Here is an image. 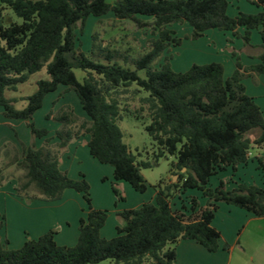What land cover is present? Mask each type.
<instances>
[{
  "label": "trees",
  "instance_id": "obj_1",
  "mask_svg": "<svg viewBox=\"0 0 264 264\" xmlns=\"http://www.w3.org/2000/svg\"><path fill=\"white\" fill-rule=\"evenodd\" d=\"M248 1L259 10L231 16L227 12L229 0H0L2 115L25 120L32 138H43L40 146L34 141L23 145L20 157L11 143L0 149L7 159L4 168L13 165L21 171L14 193L28 202L53 201L60 199L65 189H73L87 205L74 245L58 244L55 230L27 238L18 248L8 247L0 237V264H96L106 259L111 264H175L176 244L182 239H194L211 252L218 249L220 232L211 221L219 202L264 217L263 187L238 183L227 188L223 178L215 186L209 183L212 176L226 169L234 173L238 165L247 162L252 150H264V114L242 82L252 73H264V0ZM6 7L21 21L4 24L2 10ZM108 13L131 20L139 28H150L153 37L136 58L130 57L132 48L115 47L99 38L97 31L91 34L89 53L76 45V28L81 33L88 17ZM174 23H186L191 39L209 29L230 31L246 48L258 47V62L244 66L231 49L235 69L227 77L220 62L193 63L185 71H175L166 59L156 67V60L169 45L182 42L170 28ZM253 29L260 35L257 47L250 45ZM129 63L134 68L127 66ZM42 68L47 78L36 80L35 90L22 97L25 105L16 108V99L6 96L5 91H16L19 83ZM75 68L85 72L81 82ZM138 70H144V77ZM132 84L136 85L133 93H147L133 112L141 117L137 113L145 110L150 119L144 130L156 146L154 162L174 156L170 173L176 179L155 184L153 201L117 212L122 222L113 237L105 238L100 229L107 211L91 205L89 183L82 174L71 178L60 169V155L73 138L88 134L90 155L113 168V193L123 198L115 187L120 180L144 192L147 186L141 168L151 163L137 159L123 142L118 125L122 119L119 97ZM60 85L76 94L87 117H78L69 105L45 115L59 123L54 133L57 141L51 143L48 129L35 126L32 115L45 95ZM256 161L258 169L264 171V157L256 156ZM2 172L0 168V185L6 179ZM189 189L197 190L205 198L204 204L197 195H190L189 207L181 203L180 209H174L173 199H181ZM3 219L1 216L0 228Z\"/></svg>",
  "mask_w": 264,
  "mask_h": 264
},
{
  "label": "rangeland",
  "instance_id": "obj_2",
  "mask_svg": "<svg viewBox=\"0 0 264 264\" xmlns=\"http://www.w3.org/2000/svg\"><path fill=\"white\" fill-rule=\"evenodd\" d=\"M106 1L108 3H113L116 0ZM232 1L233 5L230 9L236 12V0ZM239 4L245 6L251 3L248 0H239ZM2 16L4 24H7L10 20L16 22L21 21V19L7 7L2 10ZM139 17L145 19V17ZM170 28L175 31L174 36L181 38L182 42L178 46L169 45L156 60L154 64L156 67L167 59L173 70L185 71L193 63H209L215 59L217 54L218 57H222L224 51L225 53H231L229 48H225V46L219 47L218 43L216 46L215 43L209 42V36H201L197 39L187 37L190 34L191 28L186 23H174ZM94 31L99 33V38L113 43L115 47L120 45L123 50L127 47L132 48L129 51L132 59L136 58L147 48L148 39L153 37L150 28H139L133 21L128 19H117L112 13L98 18L90 16L87 18L81 33L78 28L75 30L76 45L86 53H89L91 34ZM227 64L228 61H225V68L228 70ZM127 66L134 68L132 63L127 64ZM137 72L140 77H144V70H138ZM74 73L78 81L81 82L85 72L75 68ZM41 78H47L44 68L30 74L26 82L19 83L16 91L6 90L5 94L8 97H14L16 99L14 106L16 108H21L25 105V100L22 99V97L31 94L36 88L35 81ZM134 88H136V85L132 84L129 90L119 97V101H121L119 106L122 119L118 121V125L123 134V142L127 144L133 154L137 155V159L148 160L151 163L150 167L141 168V173L147 186L145 192L134 191L127 182L120 180L115 183V187L123 198L119 199L113 193L112 185L115 181L112 175V168L107 164H102L94 160L90 156L87 145L84 143V138L89 137L88 134H82L78 138L72 139L73 141L78 140V149L76 153L73 151L67 152L66 148L62 151V153H65V151L68 153L65 155V165L67 167L70 163V172L74 174L76 178H79L80 174H82L89 183L91 205L95 208L99 207L107 211L105 222L107 230L110 228L113 229L115 224H121L122 222L121 218L117 216L115 208L123 209L130 206L134 200L133 195L135 194L147 197L148 194L154 190L153 186L160 180L171 178L170 165L174 160V156L167 155L166 157H160L156 163L154 162L153 153L156 150V146L144 130V126L149 123L150 119L146 115L147 113L145 110L141 111L139 114L137 113V115L141 117H135L133 112L141 105L140 97L145 96L147 93L140 90L135 94L132 92ZM65 105L71 106L78 117L83 119L87 117L76 94L72 90H67L65 86L60 85L55 91L45 95L41 107L32 115V122L37 127H45L47 129L52 123H57L59 125L58 122L54 121L52 118H46L45 115L54 113ZM0 109L2 110L1 107ZM2 116L0 112V149H3L5 144H15V142H17L22 149L23 145L28 146L32 141H39L40 138H32L30 129L25 120L20 121V119L13 118L5 120ZM20 123H22V126H20ZM49 132H51L52 135L48 137L51 138L50 142H52V139L55 137V131L48 130V134ZM42 142L39 145H41ZM254 152L256 151L254 150ZM62 153L60 156H62ZM137 153H139V155ZM1 156L2 153L0 152V157ZM90 159H93V162H91L92 160ZM250 164H252V162H250ZM3 167L4 166L0 163L1 170L5 171L6 169ZM245 171V174L249 178L252 177L254 180L256 179V172L248 168L245 169ZM8 172L6 170V174H8ZM15 172L16 174L10 172L8 174L9 177H6V179L13 178L17 183V175H20L21 171ZM232 174L229 168L220 172L218 175L212 176L209 183L211 186H215L218 182V178H223L225 180L226 178H230ZM174 179H176V176H174ZM5 180L2 181L0 185V218L1 216L4 218V224L0 228V237L2 241L5 242L6 240L7 246L10 248H18L27 238H36L42 232L45 233L49 230H55L56 233L54 236L61 242L60 237H58L59 231H61V229L65 231L70 229L68 226V219L70 218L72 220V212L77 205L76 202L73 199H68V196H64V199L61 201H59V199L53 201L35 199L28 202L14 193L16 197L22 200V206L20 200L13 197L11 198V196L8 195L11 189H9L10 186L4 183ZM234 180H236V171L234 172ZM73 192L78 195L84 208H87L81 193ZM190 195H197L198 199L204 203L205 198L202 197L197 190L189 189L186 194L182 195L181 199H173V208L180 209L182 207L181 203L189 207ZM59 203H62V206H58ZM77 207H79V205H77ZM241 211L242 213H246V210L242 208ZM214 224L222 229L225 237L232 238L233 236V238L237 239H235L236 243H234V240L229 241L228 246H224V248L221 249L225 254V264H264V217L254 218L249 221L244 215L237 214L236 211L228 212V210L223 208L221 210L219 209L217 212ZM96 264H111V260H102Z\"/></svg>",
  "mask_w": 264,
  "mask_h": 264
},
{
  "label": "crops",
  "instance_id": "obj_3",
  "mask_svg": "<svg viewBox=\"0 0 264 264\" xmlns=\"http://www.w3.org/2000/svg\"><path fill=\"white\" fill-rule=\"evenodd\" d=\"M229 2L230 3L228 6V9H227V12L231 16L236 15L239 11L245 12V13H255L259 10V8L256 7L252 3L243 6V5L239 4V0H236V12H233L230 9V7L233 5V1L229 0ZM216 30L217 29H209V30L205 31L202 36L203 37L209 36V39H210L209 42L215 43V45L218 43L219 47L225 46V48L227 47L230 49V52H231V49H234V51L236 52V54L238 55V57L240 59V62L244 66H249V65H252V64H255L258 62L256 55L259 52V49L257 46L260 44V35H259V32L257 29H253L251 31V34H250V45H252L253 47L256 46L257 47L256 49L246 48L242 39L234 36L230 31H219V30H217V32H216ZM238 32L242 33L243 29L238 28ZM225 61L226 62L228 61V64H227L228 70L225 68ZM212 62H220L223 64L224 77L230 76L231 73L233 72V70L235 69V57H233L231 53H227V52L225 53V51L222 53V57L221 56L218 57V54H217V56L215 57V59ZM242 82L245 86L246 93L249 96L253 97L254 101L259 105L260 109L262 110V112L264 114V73L263 74L252 73L249 76H247L246 78H244L242 80ZM0 112L2 113L1 109H0ZM2 117L5 120L9 119V118H5L4 116H2ZM20 121H24V120L20 119ZM20 126H22V123H20ZM58 127H59V125L57 123H52L50 125V127L48 128V130L49 131H55ZM50 135H52L51 132H49L48 136H50ZM42 140H43V138H40L39 141H34V143L37 146H40L39 144L42 142ZM88 140H89V137L84 138V143L86 145H87ZM56 141H57V138L54 137L52 139L51 143H54ZM77 142H78V140L70 141L68 143V145L65 147L66 151L67 152L73 151L76 153V151L78 149ZM13 145L16 148L18 155L20 157L21 153H22V149L19 147V144L17 142H15V144H13ZM254 150L256 152H254ZM254 150H253V152L250 153V156H249L246 163L240 164L236 167V170H235L236 171V180H234V173L231 176L233 178H231V177L226 178L230 182L225 179L226 183H227L226 184L227 188L234 187L238 183L256 184V185L264 188V171L258 169L257 162H256V156H263L264 157V150H262V149H259V150L254 149ZM66 151H65V153H62V156H60L59 167L61 170L66 171L69 177L76 178V176L70 172V168H71L70 163L67 167L65 165V163H66L65 162V155L68 154ZM88 152H89V150H88ZM93 159L96 160L95 158H93ZM93 159H90V160H92L91 162H93ZM6 160L7 159L4 158L3 156L0 157V163L3 166L6 162ZM250 162H252V164H250ZM247 168L256 172L255 176H257V177L255 180L252 177L249 178L245 174V172H246L245 169H247ZM5 169L7 170V172L9 171L8 174L10 172H13L16 174L15 171H19V170H16L13 165L8 166ZM6 170L3 171L2 174L5 177H9V175L6 174ZM239 171H240V173H239ZM10 175H13V174H10ZM112 175H113V168H112ZM17 176H19V174ZM174 176H176V175H171V179L173 181L175 180ZM4 183L6 185L10 186L9 189H11V190H10V193L8 195H10L11 198L13 197V198H16L17 200H20L21 203L18 201L17 202L22 205L23 204L22 200L14 195V188L17 184L15 179H13V178L6 179ZM72 190L71 189H65L63 191L62 197L59 199V201H61L64 199V196H68L67 197L68 199H73L76 202V204L79 205V207H77V205L75 204L76 207H74V210L72 212V214H73L72 220L70 218L68 219V226L70 227V229H68L66 231L61 229V231H59L58 237H60L61 242H59L57 240V238L54 236L56 242L60 245L72 246L76 243L77 237H78L79 219L81 217L85 216V214L87 212V208H84L82 201L79 200L78 195L73 192L74 190L73 191ZM154 196H155L154 190L151 191L147 197H143L141 195L135 194V195H133L134 200L132 201V204L126 208H123V209L136 208V207L140 206L145 201H153ZM204 202H205V200H204ZM200 204L203 205L204 203L200 201ZM58 206H62V203H59ZM97 208H99V207H97ZM223 208L228 210V212H233V211L235 212L236 211L237 214L244 215L245 218L249 221L254 219V218H258L248 211H246V213H242L241 208H239L237 206L227 204L224 202H219L218 208H217L218 210L215 212L214 217L212 218V221H211V225L213 227H215L220 232L218 249L216 251L211 252V251H208L206 248H204L199 242H197L194 239H182L176 244L175 264H225V262H224L225 254L222 252L221 249L224 248V246H226V245L228 246L229 241L234 240V243H236L237 239L233 238V236H232V238L225 237L223 232H222V229L219 226L214 224V219H215L217 212L219 211V209L221 210ZM99 209H102V208H99ZM123 209L115 208V210H116L115 212L117 213ZM105 224L100 229V234L105 238L113 237L116 234V226H118L120 224L119 223H117V225L115 224L113 226V229L110 228L109 230L106 229ZM41 234H43V232ZM41 234H39V235H41Z\"/></svg>",
  "mask_w": 264,
  "mask_h": 264
}]
</instances>
